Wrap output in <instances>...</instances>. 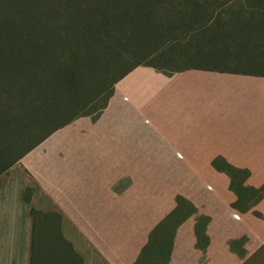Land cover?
<instances>
[{"label":"crops","instance_id":"obj_1","mask_svg":"<svg viewBox=\"0 0 264 264\" xmlns=\"http://www.w3.org/2000/svg\"><path fill=\"white\" fill-rule=\"evenodd\" d=\"M30 206L81 264H264V76L134 67L0 174V264H30Z\"/></svg>","mask_w":264,"mask_h":264},{"label":"trees","instance_id":"obj_2","mask_svg":"<svg viewBox=\"0 0 264 264\" xmlns=\"http://www.w3.org/2000/svg\"><path fill=\"white\" fill-rule=\"evenodd\" d=\"M214 1L218 0H92L89 3L64 0L67 8L73 3L75 8L92 13L86 22H79L74 34H61L56 38V34L51 32V25L55 23L34 20L31 15L5 26L7 29L2 31L4 34L0 38V174L48 135L74 118L90 115L95 119L112 94L114 83L138 65L151 66L166 75L197 68L264 76V66L260 72L246 71L232 63L221 62H212L206 67L178 66L177 60L162 56V51L159 54L154 51L125 68L110 83L108 89L104 87L105 83L102 84L98 93L106 90L104 101L92 114L81 109L67 114L74 107V103L78 102L83 82L87 79L94 80L95 72L99 68L110 66V42L126 25H133L140 20L148 23L150 27L155 23L153 31L160 29L165 43L172 46L181 42L180 33L194 34L196 30L207 25V22L213 24L217 10L223 4ZM243 3L251 6L252 11L261 10L264 13V0H244L238 5ZM207 5L214 9L209 16L205 14ZM169 14L175 16H168ZM218 16L220 17L219 14ZM225 22L228 24L229 21ZM245 23L250 29L258 31L259 37H264V21L248 19ZM177 28L181 29L179 34H175ZM216 56L224 59L221 54ZM147 58L150 59L146 60ZM5 64L8 67L3 66ZM31 191L28 186L23 191L22 196L26 202L30 200ZM29 214L33 220L30 251V264H33L37 216L56 218L59 234V215L43 212L32 206ZM59 237L62 238L60 234ZM66 245L70 248L69 244ZM79 260L81 264V259Z\"/></svg>","mask_w":264,"mask_h":264},{"label":"rangeland","instance_id":"obj_3","mask_svg":"<svg viewBox=\"0 0 264 264\" xmlns=\"http://www.w3.org/2000/svg\"><path fill=\"white\" fill-rule=\"evenodd\" d=\"M63 1L0 0V38L4 34L2 31L7 29L5 26L12 25L11 22H18L20 18H28L30 15L32 19L35 18L34 20H41L49 24L55 23V25H51L53 27L51 32L56 34V38L61 34H74L79 22H86L92 13L75 8L73 3H71V7L67 8ZM77 1L89 3L92 0ZM242 1L244 0L214 1V3L223 2V4L217 10L213 24L207 22V25L190 35H186V33L180 35L181 29L177 28L175 34H179L182 40L172 46L165 43L160 29L153 31L155 23L150 27L148 23L140 20L133 25H126L125 29L110 42L111 49L108 55L109 58L111 57L110 66L105 69L99 68L95 72L94 80L87 79L83 82L84 86L81 89L78 102L74 103V109L72 108L67 114L70 115L80 109L92 114L104 101L106 90L103 93H98L102 84L105 83L104 87L108 89L110 83L125 68L139 59H144L154 51H158V54L162 51L160 53L162 56L177 60L176 65L178 66L206 67L210 66L212 62H221V64L232 63L233 66L246 71L260 72L261 67L264 66V37H259V32L250 29L245 21L248 19L264 21V13L261 10L252 11L251 6L247 3L238 5ZM205 8L206 16L214 12L211 5L209 7L207 5ZM168 16L175 15L169 14ZM225 21H229L228 24ZM55 47L57 48V46ZM217 54H221L224 59H221V56H216ZM3 66L8 67L7 64ZM22 104L24 105V103ZM35 245L33 264H79V259L71 254L69 247L60 239L56 218L52 216H37Z\"/></svg>","mask_w":264,"mask_h":264}]
</instances>
